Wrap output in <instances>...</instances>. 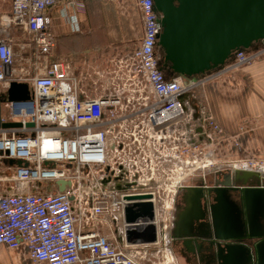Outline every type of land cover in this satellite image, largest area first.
<instances>
[{
	"label": "built area",
	"instance_id": "obj_1",
	"mask_svg": "<svg viewBox=\"0 0 264 264\" xmlns=\"http://www.w3.org/2000/svg\"><path fill=\"white\" fill-rule=\"evenodd\" d=\"M5 2L7 11L0 9V97L12 83H26L30 99L1 104V123L20 124L0 128L1 246L24 251L31 264H177L168 254L173 241L168 231L178 221V195L195 189L191 178L226 170L264 180L262 161L213 156L223 133L194 91L217 75L185 84L159 71L160 26L153 0H135L142 40L114 62L112 90L97 98L81 91L69 64L42 63L56 43L50 10L74 2ZM255 57L238 52L214 73L236 71ZM194 115L210 129L207 143L188 141L187 130L198 125ZM139 195L151 196L157 239L128 246L125 197ZM146 225L133 224L137 229Z\"/></svg>",
	"mask_w": 264,
	"mask_h": 264
},
{
	"label": "crops",
	"instance_id": "obj_2",
	"mask_svg": "<svg viewBox=\"0 0 264 264\" xmlns=\"http://www.w3.org/2000/svg\"><path fill=\"white\" fill-rule=\"evenodd\" d=\"M72 1L73 6L60 2L50 10L56 43L42 63L69 64L81 91L97 98L111 92L113 64L139 45L142 25L135 0ZM248 54L256 57L233 74L223 71L203 92V111L224 133L215 154L225 160H264V46L256 44ZM194 118L198 125L187 130L188 141L207 143L210 129ZM234 172L198 174L189 181L195 189L178 195V221L168 231L177 264H264V190L255 179L233 182ZM15 253L21 258L15 261H29L24 251ZM4 260L0 257L9 262Z\"/></svg>",
	"mask_w": 264,
	"mask_h": 264
},
{
	"label": "water",
	"instance_id": "obj_3",
	"mask_svg": "<svg viewBox=\"0 0 264 264\" xmlns=\"http://www.w3.org/2000/svg\"><path fill=\"white\" fill-rule=\"evenodd\" d=\"M160 32L159 71L171 78L188 81L221 70L241 51L264 44V0H153ZM26 83H12L0 97V128H18L17 123H1L2 102L29 101ZM28 124L27 127H32ZM14 164V161H10ZM20 165V162L16 163ZM233 182L255 179L264 190V180L250 172H234ZM60 185H64L60 183ZM255 185V186H256ZM150 195L127 196L123 207L125 242L129 245L156 243L154 205ZM138 221L147 225L137 229Z\"/></svg>",
	"mask_w": 264,
	"mask_h": 264
},
{
	"label": "rangeland",
	"instance_id": "obj_4",
	"mask_svg": "<svg viewBox=\"0 0 264 264\" xmlns=\"http://www.w3.org/2000/svg\"><path fill=\"white\" fill-rule=\"evenodd\" d=\"M6 0H0V9H1V11H7V4H6V2H5ZM258 44H260V43H258ZM257 44V45H258ZM157 52H158V54H159V56H161V54H160V50H159V48L157 47ZM248 53V52H247ZM20 62H19V59L18 58H16L15 59V68H19L20 69ZM228 73V72H227ZM233 73H235V71H230V73L229 74H233ZM212 74V73H211ZM216 77H213V78H211L210 80H209V83L208 82H205L204 84H203V86H201V87H198V88H196V90L194 91V93H195V95H197L198 97H200V98H202L203 100V105H205L204 104V97H203V92L205 91V89H206V87H207V85L209 86V85H215V83L216 82H218L220 79H221V77H223L221 74H219V73H213ZM213 75V76H214ZM208 77V76H207ZM206 83H208L207 85H206ZM2 104H3V102H2ZM3 111V114H5V111H4V109L2 110ZM221 129V128H220ZM222 133H223V131H222ZM224 134V133H223ZM223 134H222V139H223ZM220 139L221 138H219L217 141H216V143H215V147L213 148V156H214V158L217 160V161H219V160H225V159H223V158H221V157H217L218 156V153L219 152H217V154H215V148L217 147V144L219 145L220 144ZM221 139V140H222ZM241 159H254V158H241ZM226 160H228V159H226ZM257 161H262V162H264V160L263 159H257ZM11 256V257H10ZM0 257H2V258H6V260L7 261H9V262H7V263H4V262H0V264H31L29 261H27L26 259H23V261L21 262V263H19L18 261H15V259H16V257L19 259V260H21V258H19V256H18V254L17 253H15V252H12V251H10V250H8V249H6V248H4V247H0ZM9 257V258H8ZM6 260H4V261H6Z\"/></svg>",
	"mask_w": 264,
	"mask_h": 264
},
{
	"label": "bare ground",
	"instance_id": "obj_5",
	"mask_svg": "<svg viewBox=\"0 0 264 264\" xmlns=\"http://www.w3.org/2000/svg\"><path fill=\"white\" fill-rule=\"evenodd\" d=\"M136 224H139V225H141V224H143V222H141V221H138ZM168 254H169L170 258H172V255H170L171 253H169V252H168Z\"/></svg>",
	"mask_w": 264,
	"mask_h": 264
},
{
	"label": "flooded vegetation",
	"instance_id": "obj_6",
	"mask_svg": "<svg viewBox=\"0 0 264 264\" xmlns=\"http://www.w3.org/2000/svg\"><path fill=\"white\" fill-rule=\"evenodd\" d=\"M137 13L139 15V20H140V23H141V17H140V12H139L138 8H137ZM141 25H142V23H141Z\"/></svg>",
	"mask_w": 264,
	"mask_h": 264
}]
</instances>
